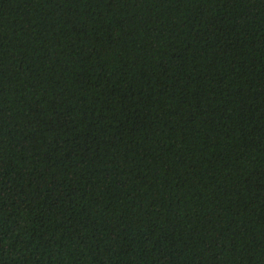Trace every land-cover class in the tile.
<instances>
[{"label": "trees", "instance_id": "16d2710c", "mask_svg": "<svg viewBox=\"0 0 264 264\" xmlns=\"http://www.w3.org/2000/svg\"><path fill=\"white\" fill-rule=\"evenodd\" d=\"M0 264H264V0H0Z\"/></svg>", "mask_w": 264, "mask_h": 264}]
</instances>
